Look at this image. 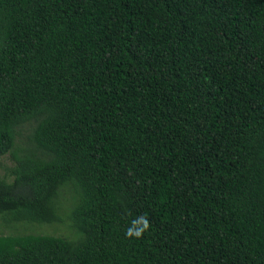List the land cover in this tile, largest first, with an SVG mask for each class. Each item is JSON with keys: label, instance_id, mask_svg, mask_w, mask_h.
Returning a JSON list of instances; mask_svg holds the SVG:
<instances>
[{"label": "trees", "instance_id": "trees-1", "mask_svg": "<svg viewBox=\"0 0 264 264\" xmlns=\"http://www.w3.org/2000/svg\"><path fill=\"white\" fill-rule=\"evenodd\" d=\"M4 156L0 229L72 235L0 264H264V0H0Z\"/></svg>", "mask_w": 264, "mask_h": 264}, {"label": "rangeland", "instance_id": "rangeland-1", "mask_svg": "<svg viewBox=\"0 0 264 264\" xmlns=\"http://www.w3.org/2000/svg\"><path fill=\"white\" fill-rule=\"evenodd\" d=\"M12 166V161L8 156H4L0 158V178L7 174V170ZM3 221V222H2ZM1 223L4 226L5 221L2 220ZM4 223V224H3ZM70 223L67 220L64 221L63 224H55V225H36V224H15V223H7L6 228H1L0 233L4 235H15V234H42V235H54V236H62L69 237L72 235L70 231ZM8 228V229H7Z\"/></svg>", "mask_w": 264, "mask_h": 264}, {"label": "clouds", "instance_id": "clouds-1", "mask_svg": "<svg viewBox=\"0 0 264 264\" xmlns=\"http://www.w3.org/2000/svg\"><path fill=\"white\" fill-rule=\"evenodd\" d=\"M149 228L150 223L147 217L141 216L132 222V225L126 230L125 235L127 238L139 239Z\"/></svg>", "mask_w": 264, "mask_h": 264}]
</instances>
